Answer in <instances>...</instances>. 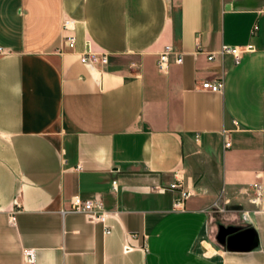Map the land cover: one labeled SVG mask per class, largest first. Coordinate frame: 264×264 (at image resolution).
Returning <instances> with one entry per match:
<instances>
[{
	"label": "crops",
	"instance_id": "0c3cea01",
	"mask_svg": "<svg viewBox=\"0 0 264 264\" xmlns=\"http://www.w3.org/2000/svg\"><path fill=\"white\" fill-rule=\"evenodd\" d=\"M0 47V264H264V0H0Z\"/></svg>",
	"mask_w": 264,
	"mask_h": 264
},
{
	"label": "built area",
	"instance_id": "2783aa9c",
	"mask_svg": "<svg viewBox=\"0 0 264 264\" xmlns=\"http://www.w3.org/2000/svg\"><path fill=\"white\" fill-rule=\"evenodd\" d=\"M74 21L67 20L63 24L64 30H70L74 28ZM75 36L69 35L67 36V41L70 44L75 43ZM254 47L251 45L247 46H229L222 45L218 52L208 54L207 59L209 61H214L217 57H225L231 56L233 58L234 64L238 65L242 62L244 54L252 52ZM6 50L4 47H0V56L4 55ZM172 58L177 64H182L183 55L175 50V48L171 45H168L164 48L159 56V60L157 63V68L160 73L166 74L169 70L170 63ZM109 61L108 55L103 54L101 56H97L96 54H92L87 52L82 57V62L87 64L88 66L94 67L96 64H107ZM223 80L216 79L215 81H206L203 83V89L209 90L211 92H221L223 90ZM230 143H226V147H229ZM175 187V186H173ZM113 188L116 189V182H113ZM257 199L261 198V186L256 185ZM191 196V193L183 192L181 195V199L175 202V206H180L183 204ZM19 203L16 202V207H19ZM70 211L78 214H83L87 220L92 223L106 224L107 219L109 217L108 211L105 209L101 199L99 197H94L90 199H83L80 196H74L70 200ZM107 234H110V230H106ZM27 263L34 264L35 259L31 254L27 255Z\"/></svg>",
	"mask_w": 264,
	"mask_h": 264
},
{
	"label": "water",
	"instance_id": "95a60500",
	"mask_svg": "<svg viewBox=\"0 0 264 264\" xmlns=\"http://www.w3.org/2000/svg\"><path fill=\"white\" fill-rule=\"evenodd\" d=\"M240 228H230V229H222V232H221V236L223 238L222 242H224V239H225V236L228 235V234H232V233H235L236 231H238Z\"/></svg>",
	"mask_w": 264,
	"mask_h": 264
}]
</instances>
